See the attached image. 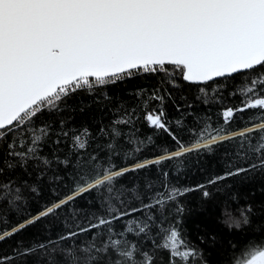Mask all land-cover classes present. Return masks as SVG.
I'll return each instance as SVG.
<instances>
[{
  "label": "snow or ice",
  "instance_id": "obj_1",
  "mask_svg": "<svg viewBox=\"0 0 264 264\" xmlns=\"http://www.w3.org/2000/svg\"><path fill=\"white\" fill-rule=\"evenodd\" d=\"M0 264H264V0H0Z\"/></svg>",
  "mask_w": 264,
  "mask_h": 264
},
{
  "label": "trees",
  "instance_id": "obj_2",
  "mask_svg": "<svg viewBox=\"0 0 264 264\" xmlns=\"http://www.w3.org/2000/svg\"><path fill=\"white\" fill-rule=\"evenodd\" d=\"M193 207H195V205L193 204Z\"/></svg>",
  "mask_w": 264,
  "mask_h": 264
}]
</instances>
